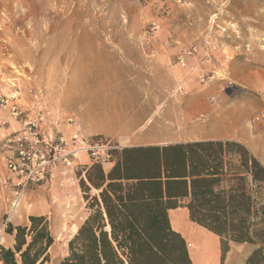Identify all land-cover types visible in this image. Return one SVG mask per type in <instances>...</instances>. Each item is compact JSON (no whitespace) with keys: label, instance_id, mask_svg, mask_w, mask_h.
Returning a JSON list of instances; mask_svg holds the SVG:
<instances>
[{"label":"rangeland","instance_id":"374dc122","mask_svg":"<svg viewBox=\"0 0 264 264\" xmlns=\"http://www.w3.org/2000/svg\"><path fill=\"white\" fill-rule=\"evenodd\" d=\"M15 94L30 107L74 115L83 135L121 148L193 141L213 128L224 134L230 125L209 118L222 116V99L245 101L236 115L247 112L246 127L257 135L264 126L254 123L264 111V0H0V96ZM18 128L11 120L8 133ZM253 140L264 163V136ZM92 164L81 156L72 169L58 168L52 182L27 191L11 217L17 227L47 215L52 264L67 254L99 193L92 189L87 200L81 187ZM8 175L0 161V176ZM11 200L0 183V225ZM185 221L195 264L189 244L208 233ZM218 239V264H246L256 249L231 243L222 260Z\"/></svg>","mask_w":264,"mask_h":264},{"label":"trees","instance_id":"16d2710c","mask_svg":"<svg viewBox=\"0 0 264 264\" xmlns=\"http://www.w3.org/2000/svg\"><path fill=\"white\" fill-rule=\"evenodd\" d=\"M112 167L85 168L81 187L91 197L89 216L58 264H194L169 211L187 208L190 220L230 244L256 246L246 264H264V165L243 144L207 140L125 147ZM13 248H0V264H49L55 243L46 217L29 226L8 224Z\"/></svg>","mask_w":264,"mask_h":264},{"label":"built area","instance_id":"2783aa9c","mask_svg":"<svg viewBox=\"0 0 264 264\" xmlns=\"http://www.w3.org/2000/svg\"><path fill=\"white\" fill-rule=\"evenodd\" d=\"M185 59V55L179 57L183 67ZM17 100L16 94L0 96V161L9 173L0 176V183L12 190L7 219L0 225V248H7L8 224L32 186L52 182L58 168L72 169L81 156L103 167L110 165L113 151L121 149L111 139L83 135L74 115ZM11 120L19 128L8 133ZM262 121L264 111L254 123Z\"/></svg>","mask_w":264,"mask_h":264},{"label":"crops","instance_id":"0c3cea01","mask_svg":"<svg viewBox=\"0 0 264 264\" xmlns=\"http://www.w3.org/2000/svg\"><path fill=\"white\" fill-rule=\"evenodd\" d=\"M244 102L245 101H229V100L222 99V101H220V104L224 105V107H225L224 108L225 110H224V113L222 114V116L217 118V116H216L217 113H216V115H214V114L210 115L209 118H210V122H212V123H219V121H221V122L225 121L226 123L230 124V126H229L230 128L229 127L225 128V133L224 134L221 133L224 130H222L220 128H213V129H211V131L209 133L207 131H205V132L202 131L200 133V135H201L200 138H198L196 140H193V141L164 142V143L156 142V143H147V144L135 145V147L136 146H153V145L163 146V145L176 144V143H186V142H194V141H207V140H229V141H235V142L241 143V144L245 145L249 150L252 151V148L255 145V141L253 140V137H255V136H257L258 138L263 137L264 136V126L263 127L261 126L262 128H259V131H258L259 133H257V135H254V134H252L251 132L248 131V129L246 127L248 125V123H249L248 113L247 112H243L242 113L243 114L242 117L239 116L240 117L239 118L237 116L238 113L236 112L238 106L240 104L244 103ZM231 105H234V106H231ZM241 110H243V109H241ZM228 113H232L233 118L230 119L229 121L223 120V117L227 116ZM243 117H246V122H245L246 125L244 123H242ZM252 152L254 154V151H252ZM256 157L260 160V157H258V156H256ZM260 161L263 163L262 160H260ZM263 165H264V163H263ZM111 167H112V164L109 165L108 171L110 170ZM31 216L46 217L47 218V215L45 213H39L37 215H31ZM169 219H170V223H171V226H172L173 230L176 231L177 233H180L185 240H186V237L182 233V231L185 228L188 227V224L186 223L185 220L187 219L192 224L197 225V224L193 223L190 220L189 211H188L187 208L180 207V208H177V209H174V210H170L169 211ZM21 224L23 226H29V220L27 219V220L21 222ZM197 226L200 227L199 225H197ZM200 228L203 231L209 232V231H207L206 229H204L202 227H200ZM50 230H51V227H50ZM77 231H78V229H77ZM201 233L202 232H200V234H198V235H195L196 239H197V243L195 245H193V243L189 244L191 249L195 248L201 242V238H202V234ZM6 236L8 237L7 240L9 242V247L13 248V246L15 244L14 236L10 235V234H7ZM54 244H53V246H54ZM9 247H7V248H9ZM52 247H51V249H52ZM51 249L49 250V253L51 252ZM190 252H191V250H190ZM67 254H68V252H67ZM65 256H63V257H65ZM191 259H192V257H191ZM58 262H56V263L53 262V264H58ZM51 264H52V262H51ZM195 264H196V260H195Z\"/></svg>","mask_w":264,"mask_h":264},{"label":"bare ground","instance_id":"6f19581e","mask_svg":"<svg viewBox=\"0 0 264 264\" xmlns=\"http://www.w3.org/2000/svg\"><path fill=\"white\" fill-rule=\"evenodd\" d=\"M207 233H201V242L195 248H192L190 253L197 264H218V237L210 232Z\"/></svg>","mask_w":264,"mask_h":264}]
</instances>
